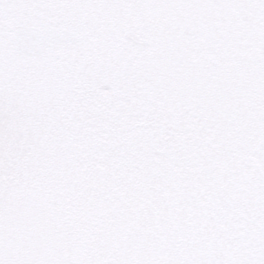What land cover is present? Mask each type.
I'll return each instance as SVG.
<instances>
[{
	"label": "snow or ice",
	"instance_id": "1",
	"mask_svg": "<svg viewBox=\"0 0 264 264\" xmlns=\"http://www.w3.org/2000/svg\"><path fill=\"white\" fill-rule=\"evenodd\" d=\"M0 264H264V0H0Z\"/></svg>",
	"mask_w": 264,
	"mask_h": 264
}]
</instances>
